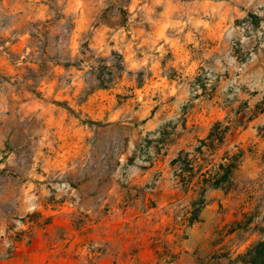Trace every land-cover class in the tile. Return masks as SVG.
Here are the masks:
<instances>
[{
	"label": "rangeland",
	"instance_id": "obj_1",
	"mask_svg": "<svg viewBox=\"0 0 264 264\" xmlns=\"http://www.w3.org/2000/svg\"><path fill=\"white\" fill-rule=\"evenodd\" d=\"M180 149L238 154L193 222ZM262 239L264 0H0V264H249Z\"/></svg>",
	"mask_w": 264,
	"mask_h": 264
},
{
	"label": "trees",
	"instance_id": "obj_2",
	"mask_svg": "<svg viewBox=\"0 0 264 264\" xmlns=\"http://www.w3.org/2000/svg\"><path fill=\"white\" fill-rule=\"evenodd\" d=\"M225 128H223L220 121H217L205 139L201 140V144H204L207 148L215 150L225 143ZM189 150L180 149L177 155L171 160V164L175 167V174L179 179L182 186L186 188L194 181V177L199 172L203 177L199 190L196 192L194 202H192V215L189 219L190 222L197 220L201 207L205 204V191L208 184L213 186H221V183L225 180H230V174L236 167L238 154H226L221 157L216 163V170L212 172V169L202 171L201 166H198L199 157L190 156ZM219 170H223L220 174ZM199 182V183H200ZM33 225L30 226L32 228ZM246 262L249 264H264V239L259 240L252 245L246 252ZM199 264V263H196ZM201 264V263H200Z\"/></svg>",
	"mask_w": 264,
	"mask_h": 264
}]
</instances>
